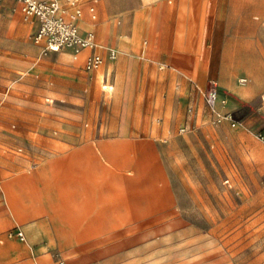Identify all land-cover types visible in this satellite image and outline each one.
<instances>
[{
	"label": "rangeland",
	"instance_id": "374dc122",
	"mask_svg": "<svg viewBox=\"0 0 264 264\" xmlns=\"http://www.w3.org/2000/svg\"><path fill=\"white\" fill-rule=\"evenodd\" d=\"M130 12L103 11L101 18L123 22ZM5 14L1 7L0 18ZM209 23L206 17L203 30ZM32 33L25 37L29 69L16 75L33 82L9 90L17 77L0 75V169L10 168L5 177L27 186L60 246L100 245L115 254L128 245L164 243L203 264H264V124H243L256 106L239 99L223 108L229 95L215 112L205 93L217 82L189 76L171 77L182 88L164 99L156 71L164 65L172 72L176 64L140 55L145 89L133 93V122L121 133L124 93L112 82L104 88L103 80L118 65L110 50L117 60L122 49L130 54L131 30L118 33L122 44L104 48L93 70L71 55L58 60L63 50H39Z\"/></svg>",
	"mask_w": 264,
	"mask_h": 264
},
{
	"label": "crops",
	"instance_id": "0c3cea01",
	"mask_svg": "<svg viewBox=\"0 0 264 264\" xmlns=\"http://www.w3.org/2000/svg\"><path fill=\"white\" fill-rule=\"evenodd\" d=\"M80 6L83 15L77 22L81 31H93L97 44L74 57L82 63L91 53L104 56V48L121 45L118 33L131 30L130 54L122 49L126 54L111 61L118 65L112 66L103 80L104 88L112 82V88L116 86L124 93L121 133H126L128 123L133 122L129 120L133 93L145 89L143 77L147 75V68L143 62L141 64L140 55L148 56L152 63L176 64L178 70L164 72L162 65L156 71L159 78L156 83L161 86L164 99L170 100V96L182 88L180 82L175 89L171 77L180 81L184 79L182 76L201 81L215 80L219 106L229 95L230 104L221 107L230 110L239 99L245 106H256L258 113L249 115L243 124L248 129L263 126L264 0H81ZM1 7L6 14L0 18V29H5V35H0V51H5L0 52V75L17 77L9 90L17 84L27 88L33 82L28 80L30 75L19 76L16 72L29 69L24 56L25 37L32 30L33 36L39 21L37 18L24 19L18 0H1L0 12ZM91 7H95L96 18ZM127 10L131 11L130 17L124 23L120 19L110 22L101 18L103 11L107 16H123ZM206 17L211 25L209 23L203 30ZM184 28L189 29L186 38ZM143 33L146 34L144 41ZM33 44L42 49L34 41ZM63 51L58 54V60L74 56L69 49ZM153 69L149 68L150 71ZM240 75L246 76L247 84L238 83ZM9 169H0V264H203L194 255L179 252V246L164 243L128 245L120 247L115 254L108 253L100 245L60 246L47 218L39 216L28 199L27 186L19 178L5 177V171ZM19 230L24 232V239L17 234Z\"/></svg>",
	"mask_w": 264,
	"mask_h": 264
},
{
	"label": "built area",
	"instance_id": "2783aa9c",
	"mask_svg": "<svg viewBox=\"0 0 264 264\" xmlns=\"http://www.w3.org/2000/svg\"><path fill=\"white\" fill-rule=\"evenodd\" d=\"M21 4V11L26 19L37 18L39 27L33 34L35 44L42 47L44 52L60 51L69 49L74 57L86 49H93L97 46L95 33L93 31L82 32L78 20L83 15L80 6L81 0H18ZM96 18L95 7L90 8ZM111 61L117 58L115 50H110ZM104 61L100 53H91L86 59V68L93 70ZM241 84H247L248 79L241 77ZM219 91L217 87H211L205 93L206 102L214 109L217 103ZM221 118H231V115H223L218 112ZM264 138L263 135H261ZM20 238L24 239V232H17Z\"/></svg>",
	"mask_w": 264,
	"mask_h": 264
}]
</instances>
